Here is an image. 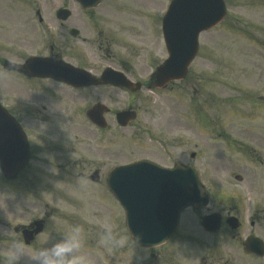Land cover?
<instances>
[{
    "label": "rangeland",
    "instance_id": "1",
    "mask_svg": "<svg viewBox=\"0 0 264 264\" xmlns=\"http://www.w3.org/2000/svg\"><path fill=\"white\" fill-rule=\"evenodd\" d=\"M226 1L229 7L228 17L224 20L226 24L223 27H216L206 33H201V48H206V43H212L213 57L210 58V55L202 53L191 66L192 72H198L197 76H200L199 71L205 73L204 83L209 82L210 79L209 90L206 92V87L201 85V91L194 96L195 98L190 99L192 96L190 94L191 89L182 90L185 92L181 93L180 83L175 86L172 94L168 91L160 96L151 93L141 95L143 108L153 109L152 111H145V114H142L143 118L176 120L181 125V142L183 144L186 141H191L188 145L189 148L194 146L195 141L203 146L209 144L215 156V158H212L214 161L217 160L216 170L211 174L203 175V180L208 183L211 194L214 195L212 203L209 207L200 208L198 211H193L192 208L187 209L183 215V222L180 224L176 234L164 244L149 248L150 250H160L162 252L160 257L158 255L155 256L156 263L154 264H181L182 260H184L183 255L190 256L192 254L194 258H197L203 255L205 250H222V252L229 250V244L225 239L226 228L222 229L223 233L220 235L221 239L219 238L217 247L205 248L210 246V244H214L211 239L203 244L197 242L199 239H205L204 229L198 221L201 219L198 216L207 214L210 211L218 210L222 212L225 210L227 202L219 198L218 194L222 192L217 189V185L221 187L223 183L228 181L231 168L237 169L239 172L242 171V168H239V165L236 166V163H238L236 158L233 160L234 162L231 160L225 141V134L224 132L222 133L223 130L217 131V134H206L200 132L202 126L199 120L196 127H193L189 122L191 114H202L205 112V115L209 114V116H206L207 122L212 117L214 119L213 122L217 124L223 123L228 117L227 112H230L233 107H245L249 104L246 101L257 99L259 94L264 92V45L260 46L261 44L257 42L252 43V38L250 37L253 36L254 40H261L264 44V30H260L261 27H259L260 24H264V0ZM147 4V0H104L100 7L122 6L139 8ZM166 4H169L167 0H155L152 2V6L156 8L154 11L151 10L153 17L157 16L154 12H163ZM28 5L35 7L34 10L41 8L42 16L48 19L47 22L52 23L50 17L55 11H53V7L57 10L62 6L69 5L73 9L77 6V3L74 0H0V57L3 58L5 55L3 51L5 47L2 45L4 35H6L5 28L9 32H13L15 30L13 24L16 26L23 25V21L15 18V16H21V8L23 9L22 12H27L25 7ZM74 13L77 14L78 11L74 10ZM53 16L55 18V14ZM55 21L58 23L61 20ZM79 22L77 17L70 20V24L73 25H80L81 23L79 24ZM231 23H234V27L231 29L232 31L227 32L224 27ZM241 28H247L245 30L249 35L247 32L242 35L238 34ZM52 31L53 29L51 28L50 32ZM29 44H37L36 38L29 39ZM150 48L153 55L151 60L160 61L167 54L164 47L155 40H152ZM98 61H101V59H98ZM228 73H231L232 77H229ZM244 73H249L251 77L252 74H255L249 85L243 83L248 79L243 80L241 77H236L243 76ZM5 75L7 76L3 71V67L0 66L1 98L4 99L5 95L10 99H13L12 96L14 95H17V98H30V93H26L24 87L19 85V83H15L16 85L14 86H8L7 77L9 76L6 77ZM9 78L13 80V77ZM214 80L218 81V83L215 84ZM226 81H230L232 84H224ZM257 90L258 93L254 94V91ZM105 93L106 95L108 94V92ZM68 95L67 92L57 91V95L51 97L49 101L40 92L32 96L35 99L34 103L39 107V111L33 110L30 116L24 115L22 111L18 112L21 122L28 128H31L32 124L39 127V131H37L33 125V129L31 128L30 131H32L31 134L34 136V141L39 144V148L44 150L40 151L36 148L34 158L29 163L31 170L25 169L26 172L22 175L19 174L18 178L10 182V184L0 175V189L15 191L20 194L30 192L39 201L29 216L17 218L13 222L14 225L30 224L34 220L46 218V228L38 237H43L53 229L61 230L73 225H79L85 237V254L92 259L93 264H104L102 261L103 257L99 254L100 250L105 252V258L111 259L113 256L98 242L96 222L99 220L107 219L113 226L114 231L124 237L125 246L117 249V253H119V250H126L129 253L132 250L143 249H140L136 244L134 245L131 240L126 229L125 212L112 192L108 188H103V186L84 182L85 180L78 176L77 172L87 166L89 157L113 158V156H119L122 160H126L128 157L148 155L150 142L146 134L143 137L141 133L137 138L134 137L137 146L127 143L125 141L126 137L128 139V135L132 133L133 129H125L123 131L112 127L109 132L105 133V136L104 134L95 135L92 133L93 130L90 124L83 125L84 107L79 99L75 100L77 94ZM102 96L97 94L96 97L92 98L95 99ZM88 97L90 96L87 95ZM117 97L122 101L126 99L123 94H118ZM70 98H73V100ZM88 100L92 101L90 98ZM45 105L46 107L44 108ZM114 107H124V104H115ZM15 110L19 111L20 109L16 108ZM55 120L59 121L57 122L58 124L66 125L64 128H70L71 131L66 132L67 136L65 138H58L57 127L53 126L56 124ZM113 126H116V124L114 123ZM248 126L250 127V125ZM85 134L89 136H85ZM95 139L114 142V153L108 154L103 144L96 146L99 141L95 142ZM260 141L264 143L262 139ZM50 143H52V147H57V150L51 151L44 148ZM61 146L62 148H60ZM63 155H69L70 163L67 166L59 164ZM47 157H53L56 160L48 163L45 161ZM105 160L109 162L107 159ZM80 181H83V183H80ZM21 188L24 189V192L19 190ZM8 203L11 205L13 202L8 201ZM263 209L261 207L258 213L261 217H264ZM47 214H51V219ZM257 227L264 234V222L259 223ZM12 235L22 236L20 231H16L15 228ZM4 243L6 241H0V245ZM39 243L40 240L36 239L33 246ZM146 253L145 251L138 253V258L135 256L134 263L148 264V258L153 263V254H147L148 258H146ZM191 259L190 257V262H192ZM127 260L133 262L132 258Z\"/></svg>",
    "mask_w": 264,
    "mask_h": 264
},
{
    "label": "flooded vegetation",
    "instance_id": "2",
    "mask_svg": "<svg viewBox=\"0 0 264 264\" xmlns=\"http://www.w3.org/2000/svg\"><path fill=\"white\" fill-rule=\"evenodd\" d=\"M34 8H25L27 12H22L23 9L21 8V16L17 19L23 21V25L16 26L13 24L15 27L13 32H9L5 28L6 35L3 39L5 57L17 58L15 61L25 67L31 58L29 56L37 51L36 56L48 57L55 63L60 61L61 65H73L88 72L96 80H93L90 85L86 83L87 81L75 84L57 77L52 71H48L47 75L33 76L24 69L19 71L6 69L17 79V81H13V84L19 83V85L27 87L31 91H40L44 94L45 99L49 101L51 97L57 95V91H61L67 92L69 95L77 94L75 100L79 99L84 108H88L97 102H103L110 108L106 114L109 121L107 128H99L88 118L83 119V125L90 124L93 130L92 133L95 135L104 134L105 136V133L109 132L112 127L123 131L133 129L125 141L130 145L137 146L134 137L137 138L141 133L143 134L141 136L145 137L144 134H146L150 142L147 156L151 160L173 167L177 164L178 158L183 156L188 162L187 165H194L201 175L211 174L216 170L217 160L214 161L212 158H215L212 147L209 144L203 146L197 141H195L192 148L188 147L191 141H186L183 144L179 122L173 119L161 120L142 117V114L151 110V108H143L141 95L151 93L160 96L167 90L172 89L174 84H177V82L172 81L164 87H158L157 80L154 77L155 69L161 61L158 63V61L151 60L153 55L151 54L150 45L152 40H155L164 47V39L162 16L160 17L155 13L157 16L153 17L151 12L153 7H79L75 9L81 12L75 14V9H72L73 13L66 20H61L58 23L55 20H58L57 13L60 9L56 10L53 7V11H55L50 17L52 21L50 23L47 22L48 19L45 16H42L41 8L35 10ZM53 14H55V18ZM76 17L80 21L79 24H81H70V20ZM51 28L53 29L52 32H50ZM73 29L79 31L77 36H73L71 33ZM34 37L37 44L30 45L29 39L31 40ZM98 59H101V61H98ZM0 62H4L3 59L0 58ZM108 67L123 73L127 80L134 83L133 85L139 86V88L133 90L105 81L103 73ZM197 73L190 71L186 78L178 81L181 82V91L191 89V91L196 92L201 87L200 77L197 76ZM199 74L201 73L199 72ZM254 75L246 77L244 80H248L243 83L249 85ZM109 80L111 81V79ZM214 83L217 84L218 81L214 80ZM208 84L210 85V79ZM224 84L231 85L232 82L226 81ZM105 92H108V94L106 95ZM257 93L258 90L254 91V94ZM86 94L90 96L88 98L92 101L88 100ZM91 94H94V97L97 94L103 96L94 100ZM118 94H126V99L124 101L120 100L117 97ZM12 97L13 99L4 96L8 104L4 100H0L7 107L9 105L18 106L17 95ZM70 99L73 100V98ZM246 102L249 104L245 107H237L238 109L233 107L230 112H227V119L220 123L225 130L222 133L225 134L230 158L232 161L235 158L237 159L236 166L239 165L242 171L239 172L237 169L231 168L228 181L223 183L221 187L217 185V188H225L226 216L237 218L238 226L234 227L232 223L226 227L229 250L224 252L222 250H205L203 255L194 258V260L199 259L201 264H214L216 259H219L223 264H264V250L251 251L245 249V247L249 248L251 242V240L246 242L249 236L256 235L264 238V234L257 227L259 223L264 222V217L258 215L260 208H264V143L260 141L262 139L264 142V92L259 94L257 99ZM115 104H124V107H114ZM121 110L136 111L137 118L128 125L123 126L116 119L118 112ZM213 120V118L210 119V124L206 126V134H217L218 124ZM55 122V125L61 129L60 135L66 137L67 134L64 131L70 132V128H64L66 125L58 124L59 121L57 120ZM113 122L116 126H113ZM245 125L246 127H244ZM85 136L89 135L85 134ZM97 140L95 139V142ZM98 141L96 146L103 144L106 147H112L114 145V142ZM51 144L44 147L57 148L52 147ZM111 153L114 152L111 151ZM52 159L46 158L47 161ZM62 159V165H68V162H70L68 155H64ZM105 159L122 160L119 156L103 159L89 157L87 166L81 169L78 174L81 177L88 178L90 173H97L101 176L99 178L101 180L107 168ZM262 211L264 212V209Z\"/></svg>",
    "mask_w": 264,
    "mask_h": 264
},
{
    "label": "water",
    "instance_id": "3",
    "mask_svg": "<svg viewBox=\"0 0 264 264\" xmlns=\"http://www.w3.org/2000/svg\"><path fill=\"white\" fill-rule=\"evenodd\" d=\"M86 5H92L96 0H82ZM188 22H185V24ZM194 23V21H193ZM200 28L194 33V38L190 39V36L183 45L181 42V50L176 51L180 45H171V59L160 68L161 76L168 78L181 77L187 71L189 63L192 61L197 50V35ZM2 132L0 133V157L6 169V174L12 176L25 162L24 160H14L15 154L21 149H18L17 145L22 146V143L17 138L13 141L12 145L7 142H3ZM10 160V161H9ZM15 164V165H11ZM127 169L119 167L109 174V183L111 188L115 191L120 201L124 204L129 227L132 232L138 235L142 245H151L158 243L162 237L159 236L153 240L150 238L145 227L141 223L136 213V206L138 209L143 208L147 217L155 214L161 210V206L164 208H172L178 215L181 210L189 203L198 204L202 201L200 194L202 188L200 187L199 176L196 170L187 168L185 170L182 167L177 166L175 169H165L156 166L147 161H139L133 165V167H126ZM128 177V179H127ZM181 179V181H180ZM136 182L139 189L142 191L131 192L128 190L126 182ZM122 184V185H120ZM146 191V192H145ZM133 212V213H132ZM174 214V213H173ZM178 219V218H177ZM177 225L176 218L174 219L172 229H175Z\"/></svg>",
    "mask_w": 264,
    "mask_h": 264
},
{
    "label": "clouds",
    "instance_id": "4",
    "mask_svg": "<svg viewBox=\"0 0 264 264\" xmlns=\"http://www.w3.org/2000/svg\"><path fill=\"white\" fill-rule=\"evenodd\" d=\"M187 163L183 156L178 158L177 164L186 167ZM8 201L13 203L9 205ZM38 203L30 192L20 194L0 189V241H6L0 245V264H93L84 252L85 237L79 225L53 229L43 237L35 235L33 240H40L35 246L25 236L12 235L18 226L13 222L19 217L29 216ZM96 228L98 242L108 252L125 246L124 237L114 231L107 219L97 221Z\"/></svg>",
    "mask_w": 264,
    "mask_h": 264
}]
</instances>
